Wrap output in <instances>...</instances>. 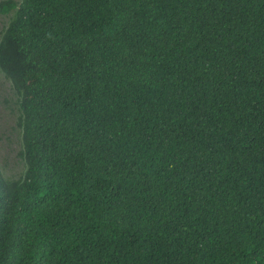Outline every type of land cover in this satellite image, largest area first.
<instances>
[{
  "label": "trees",
  "instance_id": "16d2710c",
  "mask_svg": "<svg viewBox=\"0 0 264 264\" xmlns=\"http://www.w3.org/2000/svg\"><path fill=\"white\" fill-rule=\"evenodd\" d=\"M23 169L0 264H264V0H3Z\"/></svg>",
  "mask_w": 264,
  "mask_h": 264
},
{
  "label": "rangeland",
  "instance_id": "374dc122",
  "mask_svg": "<svg viewBox=\"0 0 264 264\" xmlns=\"http://www.w3.org/2000/svg\"><path fill=\"white\" fill-rule=\"evenodd\" d=\"M6 22L7 17L0 15V33ZM17 116L15 95L10 82L0 73V169L6 177H17L23 169L19 156L21 147Z\"/></svg>",
  "mask_w": 264,
  "mask_h": 264
}]
</instances>
